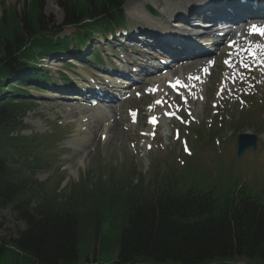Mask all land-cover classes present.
I'll list each match as a JSON object with an SVG mask.
<instances>
[{
	"label": "trees",
	"instance_id": "trees-1",
	"mask_svg": "<svg viewBox=\"0 0 264 264\" xmlns=\"http://www.w3.org/2000/svg\"><path fill=\"white\" fill-rule=\"evenodd\" d=\"M128 1L57 0L65 13L61 27L76 24L89 35L123 26ZM43 6L42 0H27L21 9L2 6L0 86L39 56L68 46L52 40L55 26L44 22ZM12 101H0V150L19 148L20 164L15 170L0 154V206L10 205L30 223L24 236H0V264H79L84 255L89 260L91 246L96 264L109 263L110 250L118 253L115 264H228L239 258L264 264V199L257 192H238L233 184L204 190L184 179L180 186L172 171L137 183L111 172L108 180L103 173L94 182L76 184L63 198L58 190L64 176L48 190L46 182L29 175L32 161L31 168L43 164L47 137L20 134L27 107ZM17 125L19 136H11Z\"/></svg>",
	"mask_w": 264,
	"mask_h": 264
},
{
	"label": "rangeland",
	"instance_id": "rangeland-1",
	"mask_svg": "<svg viewBox=\"0 0 264 264\" xmlns=\"http://www.w3.org/2000/svg\"><path fill=\"white\" fill-rule=\"evenodd\" d=\"M26 1L0 0V10L3 5L13 4L21 9ZM159 1L161 4L162 0ZM42 2L43 20L48 23L49 28L55 25L57 30L61 31L60 36H69L72 39L69 42L70 46L73 45V41L80 46L78 29L75 27L77 25L61 27L65 13L57 0H42ZM141 2L144 7L141 12L145 13L146 8L150 10L149 0H130L126 5L127 10L125 8L128 19L130 17L135 18V21L140 20V16L132 15L128 8H133L136 3ZM165 13L163 15L166 16ZM193 17L199 22L201 16ZM177 23L181 25L178 19H172L171 24ZM136 30L144 31L145 28L128 30V35L136 38ZM242 34L236 44L233 40H228L230 46L221 53L218 51L211 58L202 61L197 59L200 62L193 60L192 63L173 69L171 74L174 80L183 79L190 73L200 75L197 78H192L190 75L187 80H183L184 88L181 93L176 89L171 90L168 85V87L165 85L159 93L152 91L153 83L158 81L160 76L151 77L139 83L116 104L112 101L100 102L103 104L101 111L107 115L104 118L96 111L90 112L94 115L88 114L90 103L79 102L78 94L69 93L71 90H80L77 86L59 84L58 87L51 85L53 88H44V90L41 89L42 86L26 81H24L25 87H20L15 80H12L18 90L20 87V90L25 92L21 100L28 101L26 104L28 111L25 114L21 134L26 137L48 135L45 143L51 148L44 153L46 166L38 168L34 178L38 181H50L44 186L45 189H49L55 185L61 175L64 176L65 180L59 191L63 198L71 194L76 184L83 181L94 182L103 173L106 175L104 179L108 180L111 172L115 173V179L129 178V181L134 183L140 181L141 177L145 182L152 181L173 170L180 186L184 185L185 181L187 185L194 181L201 189L228 183L233 185L238 183L239 188L244 186L246 190L261 187L264 184V50L260 53V61L255 67L257 51L254 47V37L262 36L258 33L246 32L244 29ZM143 37L140 36L141 39ZM155 41H158L157 45ZM259 44L264 49L263 39ZM147 46L148 51L156 56L157 52L153 49L162 47V44L159 39L149 38ZM92 48L107 52L106 37L100 33L95 35L82 47V50L75 51L72 60L59 56L60 58L55 57L56 59L46 58V61L40 63H44L41 66L54 77H64L57 75L56 68L66 67L61 73L71 71L67 66L71 62L72 73H83L84 70L90 69L86 61L87 54ZM132 50L129 53L130 58L141 62L139 55L134 52L136 48ZM180 53L189 54L187 50H181ZM90 58L96 60V57ZM211 60L214 61L211 66L203 64ZM234 60L235 64L232 63ZM246 63H250L247 68H245ZM141 64H144V61L135 65L139 68ZM125 71L130 73L131 77H139L137 72L131 71L130 66ZM230 77L234 81H230ZM117 79L121 80L120 77ZM77 80L78 78L72 81L75 84ZM110 84L111 91L113 94L116 93L115 88L118 87V83L112 81ZM8 85L9 83H6L2 89L7 90ZM224 85H227L226 89H223ZM16 88L12 90L13 93ZM6 97L7 94H0L1 100ZM13 98L20 99L19 95H14ZM164 111L178 112L181 120L165 119L168 122L161 121L153 129L148 122L149 116L163 117ZM133 112L137 114V122L131 121ZM202 123L206 125L195 126ZM185 124L190 126L193 124L192 129H187L186 132ZM177 130L180 132L179 137L181 134L185 136L186 133L192 137L188 143L189 155H185L181 150V137L177 138L178 141L174 139L173 134ZM246 131L257 134L261 145L257 151H248L240 159L236 156V138L238 133ZM77 133L81 141L76 146L71 145L70 141ZM10 135L19 136L18 125L15 132L10 131ZM0 154L4 155L13 169L19 170V148L13 145L4 147L0 150ZM27 222H29L27 219L18 218L11 206H0V236L12 238L21 233L24 236L28 231ZM109 253H111L110 258H116L118 255L113 250ZM232 264L250 263L238 261Z\"/></svg>",
	"mask_w": 264,
	"mask_h": 264
},
{
	"label": "bare ground",
	"instance_id": "bare-ground-1",
	"mask_svg": "<svg viewBox=\"0 0 264 264\" xmlns=\"http://www.w3.org/2000/svg\"><path fill=\"white\" fill-rule=\"evenodd\" d=\"M204 1H207V0H203V2ZM157 2V1H156ZM198 2H201L200 0H186V1H179V2H177V3H172L171 1H169V0H162V3L160 4V2L158 3V5H159V7H160V9H164V10H166V11H168L169 12V17L171 18L173 15H175V14H179L180 12H181V10H183V9H187V8H190V7H193L194 8V5L196 4V3H198ZM233 2V1H232ZM233 3H235V1L233 2ZM182 4H184V5H182ZM235 4H237V3H235ZM250 5H246V6H239L240 7V9L241 10H243V11H248V12H250V13H253L254 12V10H253V4H252V2H250L249 3ZM182 5V6H181ZM215 5H217V7H219V5H221V3H218V4H213V5H206V6H204V8H207L208 10H210L209 8H214V7H216ZM133 6V5H132ZM144 9V7H143V3L141 2V3H136L135 5H134V7L133 8H128V10L133 14V13H135L136 15H138V16H140L141 18H142V26L143 27H147V26H149V27H152L153 26V24H159V27H161V28H165V29H167V26H168V24L166 23V22H163V21H156V20H153V19H151L150 17H152V16H148L146 13H143V12H141L142 10ZM212 11H211V16H213V15H221V12L218 10V9H211ZM194 10H190V12H193ZM235 13L236 14V9L234 10V11H230L229 13ZM232 13L231 14H227L226 16H233L232 15ZM243 15V14H242ZM183 16H185V15H183ZM210 17V15H206V17H204L205 19H208ZM178 20H181V18H177ZM188 20H190V19H188ZM189 23L190 24H192V21H189ZM199 23L200 24H202V25H205L206 26V23H202V21L200 20L199 21ZM174 25H176V24H174ZM207 27V26H206ZM212 28H208V29H206V30H204L205 32H209L210 30H211ZM224 29L225 30H227L228 29V27L226 26V27H224ZM231 29V28H230ZM173 31H175L174 30V28H173ZM161 33V32H160ZM173 37H167L168 38V41H167V38L165 39L163 36H159V34L158 35H156L155 37L156 38H158L159 39V41H160V43L162 44V47H165V46H171V45H174V44H176L178 41H179V39L177 38V37H175L174 35H172ZM206 37L208 38L209 36H207L206 35ZM238 37H240V36H238V34H237V32H235L233 35H232V39H237ZM256 39H260V40H262L261 38H259V37H256ZM167 41V42H166ZM156 45H157V43H158V41H155L154 42ZM140 44V43H139ZM138 44V45H139ZM149 46H151V44H149ZM201 46V45H200ZM259 47V44H258V42H256V43H254V47ZM202 47V46H201ZM199 48V47H198ZM197 47L196 48H193L192 47V51H195L196 49H198ZM202 48H204V47H202ZM147 49H149L148 47H146V50ZM204 49H206V48H204ZM184 50H186V49H184ZM86 51H88V50H86ZM114 51L115 50H113V49H110V50H108L107 52H105V51H102V58H104L105 60H107L108 59V57H109V60L111 61V59L114 57ZM138 51H140L139 49H138ZM207 51H210L209 49H207ZM256 51H260L258 48H256ZM92 53H93V48L91 49V52L90 53H88L87 55L89 56V55H92ZM201 54H202V56H204V53L203 52H200ZM199 59H204V58H199ZM195 60H197V59H195ZM209 63H211V62H209ZM208 63V64H209ZM96 65H97V67L99 68V69H97V73H99V74H103L104 72H105V70H106V64H104V63H99V62H96ZM205 65H207V64H205ZM137 75L138 76H141V73H137ZM161 77H164V78H166V79H169V78H172V75L170 74V73H167L165 76H163V75H161ZM123 81H126V83L125 84H119L118 85V87L117 88H115V90L118 92V95H122V93H121V91L123 90V89H125V90H128V89H130V85H131V80H123ZM167 82V81H166ZM172 83H173V81H171ZM130 84V85H129ZM178 84H180L181 86H183L182 85V81H180ZM80 85H82V84H80ZM180 85H179V87H180ZM153 86H154V88H153V90L152 91H156V92H160L162 89H164V86H165V81L164 80H161V79H159L158 81H155L154 83H153ZM93 93H96L97 95H99L98 94V92L97 91H95V90H93L92 91ZM128 95V94H127ZM126 95V96H127ZM125 96V97H126ZM86 97L85 96H83V98L82 99H85ZM93 100H98L99 102H102V101H106L105 100V97H98V96H95V98L93 99ZM92 100V101H93ZM98 106H103V104L102 103H98L97 104ZM98 106H96V107H93V106H91L90 105V107H89V109H88V111H87V113L88 114H90V112H93V111H96L98 114H100L101 115V117H103L104 118V116H107L103 111H101V108L100 107H98ZM90 115H94L93 113L92 114H90ZM89 116V115H88ZM105 119H107V118H105ZM163 120L165 121V119L163 118ZM81 137V139H82V136H80ZM81 140H80V138H79V133H77V134H75V136H74V138L70 141V144L71 145H78L79 144V142H80ZM117 260V257L116 258H111V260H110V262H109V264H115V261Z\"/></svg>",
	"mask_w": 264,
	"mask_h": 264
},
{
	"label": "water",
	"instance_id": "water-1",
	"mask_svg": "<svg viewBox=\"0 0 264 264\" xmlns=\"http://www.w3.org/2000/svg\"><path fill=\"white\" fill-rule=\"evenodd\" d=\"M238 146V157H242L247 149L252 148L254 151L257 150L258 147V137L255 134L251 133H242L238 135L237 139Z\"/></svg>",
	"mask_w": 264,
	"mask_h": 264
},
{
	"label": "snow or ice",
	"instance_id": "snow-or-ice-1",
	"mask_svg": "<svg viewBox=\"0 0 264 264\" xmlns=\"http://www.w3.org/2000/svg\"><path fill=\"white\" fill-rule=\"evenodd\" d=\"M254 32H259L261 35H264V29H259L257 26H252Z\"/></svg>",
	"mask_w": 264,
	"mask_h": 264
}]
</instances>
